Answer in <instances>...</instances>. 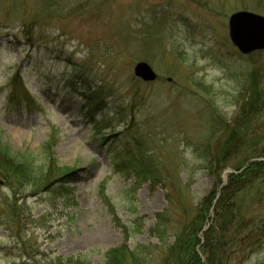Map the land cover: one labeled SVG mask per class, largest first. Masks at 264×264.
Instances as JSON below:
<instances>
[{
	"label": "rangeland",
	"instance_id": "obj_1",
	"mask_svg": "<svg viewBox=\"0 0 264 264\" xmlns=\"http://www.w3.org/2000/svg\"><path fill=\"white\" fill-rule=\"evenodd\" d=\"M241 10L264 16V0H0V136L32 162L31 177L0 172V264H104L120 246L142 254L166 210L171 228L206 211L204 242L233 166L264 145L256 118L253 141L223 154L241 126L240 95L264 77V50L244 55L230 39ZM140 61L156 81L135 76ZM232 202L251 223L212 248L216 264H264V173Z\"/></svg>",
	"mask_w": 264,
	"mask_h": 264
},
{
	"label": "trees",
	"instance_id": "obj_2",
	"mask_svg": "<svg viewBox=\"0 0 264 264\" xmlns=\"http://www.w3.org/2000/svg\"><path fill=\"white\" fill-rule=\"evenodd\" d=\"M252 86L254 89L260 88L258 93L256 91L250 93V95H243L242 97V114L238 113L240 127L235 129L234 135H231V138L227 140L226 149L223 154L225 159L227 155L234 154V151L238 148V141L241 140V143L245 145L247 140L253 141V134L250 135V128L248 126L251 120H259L260 118L264 119V77H262L261 73L257 74V77L252 78ZM246 86V83H244ZM260 126V124L258 125ZM241 130V131H240ZM238 137L236 138V136ZM248 138V139H247ZM256 152V153H255ZM254 152L253 157H249L246 159L245 163H241V165H235L233 168L234 171L228 175V182L224 186L221 191L220 197L216 203V225L212 228V230L219 228V237L213 236L212 230L210 232H206L204 236V242L201 243V240L198 237L200 233L201 227L197 228V224L199 221H204L206 218V211L204 214H200L197 218L191 219V226L188 224L182 223L179 221V225H182L177 228H171V219L167 216V212H163L160 215V219L158 222L156 221L154 227L151 229V233L157 239V245L150 244L149 246H144L145 250H142V254L138 250H130L126 246H120L117 248L111 249L107 255L104 264H154L155 255L153 254L157 248V253L160 252L162 254L161 264H203L198 251L196 250V246H200L201 249L205 252V250H210L213 252V258L211 261V256L208 255V263L206 264H216L220 263V259H222V254L220 255L219 251L216 254V251H213L212 248L222 247L221 240L222 239H230L233 240L240 233V227H243L242 222H245L248 218L243 217L240 211L237 212L235 205L232 202L234 195L242 190L248 188V186H252L260 177L261 174L264 173V145L258 148ZM249 163V165L244 169L243 167L247 164L248 160L254 159ZM32 162L23 157L22 155H14L12 153L11 148L3 143L0 136V172L4 173V171L10 172L12 178L17 177H31L32 173L30 170V166ZM210 165V166H209ZM207 168L212 172L215 171V166L209 163ZM221 163L218 165V167ZM217 167V169H218ZM156 179V178H154ZM220 177L218 178V181ZM219 182H222L221 180ZM182 183V182H181ZM185 187H179V197L184 199L185 194L189 192L188 184ZM170 192V195L174 196L173 192ZM215 197V192L211 193V196H206L202 200V206L207 204L206 210L208 211L209 207L212 205ZM171 206L175 205L176 202L171 197ZM214 204V203H213ZM202 212V211H200ZM186 214V212H184ZM188 218V217H186ZM199 219V221H197ZM257 217H253V223H256ZM220 220L219 226H217V222ZM251 220V219H250ZM247 220V225L251 222ZM178 225V226H179ZM231 233L232 237H228V234ZM249 238V236H246ZM220 257V258H219ZM81 262V261H80ZM73 262V264H82L84 262Z\"/></svg>",
	"mask_w": 264,
	"mask_h": 264
},
{
	"label": "water",
	"instance_id": "obj_3",
	"mask_svg": "<svg viewBox=\"0 0 264 264\" xmlns=\"http://www.w3.org/2000/svg\"><path fill=\"white\" fill-rule=\"evenodd\" d=\"M229 35L243 54L264 50V16L246 10L233 13L229 18ZM134 74L145 82L158 79L157 72L145 61L136 64Z\"/></svg>",
	"mask_w": 264,
	"mask_h": 264
},
{
	"label": "bare ground",
	"instance_id": "obj_4",
	"mask_svg": "<svg viewBox=\"0 0 264 264\" xmlns=\"http://www.w3.org/2000/svg\"><path fill=\"white\" fill-rule=\"evenodd\" d=\"M255 160H256V158H254ZM250 161H253V159H251ZM250 163V162H249ZM249 164H246L244 167H243V169L242 170H244L247 166H248ZM232 173V172H231ZM224 179H226V175H225V177H224ZM227 184V181H226V183L225 184H222V189L224 188V186Z\"/></svg>",
	"mask_w": 264,
	"mask_h": 264
}]
</instances>
